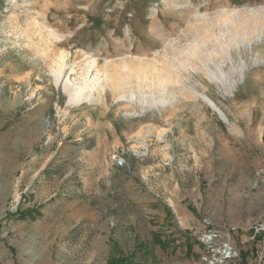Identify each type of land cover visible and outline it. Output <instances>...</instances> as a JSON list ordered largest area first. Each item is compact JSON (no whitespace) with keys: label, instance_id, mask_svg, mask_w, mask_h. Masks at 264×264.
Segmentation results:
<instances>
[{"label":"rangeland","instance_id":"1","mask_svg":"<svg viewBox=\"0 0 264 264\" xmlns=\"http://www.w3.org/2000/svg\"><path fill=\"white\" fill-rule=\"evenodd\" d=\"M257 222L264 0H0V264H264Z\"/></svg>","mask_w":264,"mask_h":264},{"label":"bare ground","instance_id":"2","mask_svg":"<svg viewBox=\"0 0 264 264\" xmlns=\"http://www.w3.org/2000/svg\"><path fill=\"white\" fill-rule=\"evenodd\" d=\"M89 18V17H88ZM163 23V22H162ZM197 32H199V31H197ZM160 37V36H159ZM63 69V68H62ZM62 69H60V73H56V76L54 77V78H56V77H58V80L62 77ZM74 70L73 69H71V72H73ZM82 73V72H81ZM80 73V74H81ZM85 72H83L82 73V75H85L84 74ZM81 75V76H82ZM211 76V78H212V80L214 81V80H216V79H218V76H216V77H214L213 75H210ZM53 77V76H52ZM86 78V77H85ZM62 80V79H61ZM60 82V81H59ZM216 82V81H215ZM92 83V82H91ZM91 83H88V82H86L85 80H83V83H81V85L80 86H77V87H75V89H73L72 91H70V92H68V93H66V92H64V94L66 95V97H67V94L69 95V100H68V104H66V105H68V106H79V105H81V104H83V103H87V102H90V101H92L91 100V98H92V90H93V85L94 84H91ZM122 83V82H121ZM118 84V83H117ZM119 84H120V82H119ZM111 85V84H110ZM119 86V85H118ZM123 86V85H122ZM93 87V88H92ZM123 88V87H122ZM125 96V95H124ZM131 96V95H130ZM120 98L119 99H121L122 98V95L121 96H119ZM124 98V97H123ZM123 100H125V101H130V98H129V96L126 98V99H123ZM142 103H145V101H142ZM207 103L216 111V112H218V113H220V111L218 110V108L215 106V105H213L212 103H211V101H207ZM149 105V106H153L152 105V103L150 102V103H146V105ZM221 114V113H220Z\"/></svg>","mask_w":264,"mask_h":264},{"label":"built area","instance_id":"3","mask_svg":"<svg viewBox=\"0 0 264 264\" xmlns=\"http://www.w3.org/2000/svg\"><path fill=\"white\" fill-rule=\"evenodd\" d=\"M252 232H253V237H256V236H264V224L262 222H257V223H254L252 225ZM228 249V247H226ZM224 251V250H223ZM226 251H224L225 253ZM229 252H226L224 254L225 255H228Z\"/></svg>","mask_w":264,"mask_h":264},{"label":"water","instance_id":"4","mask_svg":"<svg viewBox=\"0 0 264 264\" xmlns=\"http://www.w3.org/2000/svg\"><path fill=\"white\" fill-rule=\"evenodd\" d=\"M53 83L54 85H58V81H56L54 78H53ZM76 87V85H73V84H70L69 82H67L65 84V88H64V85L62 84L60 86V89L62 92H66L68 93V91H71L72 89H74ZM68 100H69V95L67 94V97L65 99V103L68 104ZM210 101V100H209ZM211 103L214 105V103L211 101ZM218 116L223 120V118L220 116V114L217 112ZM224 117V116H223Z\"/></svg>","mask_w":264,"mask_h":264},{"label":"trees","instance_id":"5","mask_svg":"<svg viewBox=\"0 0 264 264\" xmlns=\"http://www.w3.org/2000/svg\"><path fill=\"white\" fill-rule=\"evenodd\" d=\"M127 263H128L127 260H123V258H121V257H115L111 260V262L109 264H127Z\"/></svg>","mask_w":264,"mask_h":264}]
</instances>
